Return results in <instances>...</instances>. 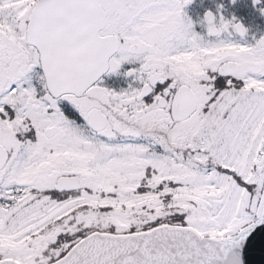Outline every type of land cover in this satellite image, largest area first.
Returning a JSON list of instances; mask_svg holds the SVG:
<instances>
[{"label": "snow or ice", "instance_id": "1", "mask_svg": "<svg viewBox=\"0 0 264 264\" xmlns=\"http://www.w3.org/2000/svg\"><path fill=\"white\" fill-rule=\"evenodd\" d=\"M196 3L0 0V264H264V0Z\"/></svg>", "mask_w": 264, "mask_h": 264}, {"label": "flooded vegetation", "instance_id": "2", "mask_svg": "<svg viewBox=\"0 0 264 264\" xmlns=\"http://www.w3.org/2000/svg\"><path fill=\"white\" fill-rule=\"evenodd\" d=\"M219 2H221V0H197V3L189 9H186V11L195 20L197 15H202L205 9H211L215 11L214 5L215 3ZM234 11L235 12H233V10L229 8L225 11L224 14L226 17L232 15L233 13L236 14L238 17H242L244 23L250 26L252 33L258 34L259 32H264V30L260 28V26L264 24V21L256 20L254 14H252L250 11L247 13L241 11L240 9H235ZM128 68V65H124L121 68V72L127 71ZM101 80L104 82L103 86L107 87H122L125 84L123 77L111 76L107 74L102 76Z\"/></svg>", "mask_w": 264, "mask_h": 264}, {"label": "rangeland", "instance_id": "3", "mask_svg": "<svg viewBox=\"0 0 264 264\" xmlns=\"http://www.w3.org/2000/svg\"><path fill=\"white\" fill-rule=\"evenodd\" d=\"M232 10H233V12H235L234 9H232ZM260 28L264 30V24L261 25Z\"/></svg>", "mask_w": 264, "mask_h": 264}, {"label": "water", "instance_id": "4", "mask_svg": "<svg viewBox=\"0 0 264 264\" xmlns=\"http://www.w3.org/2000/svg\"><path fill=\"white\" fill-rule=\"evenodd\" d=\"M102 76H104V75H102Z\"/></svg>", "mask_w": 264, "mask_h": 264}]
</instances>
